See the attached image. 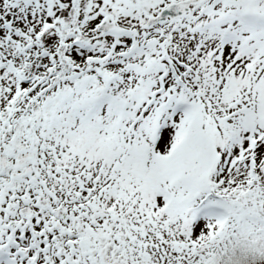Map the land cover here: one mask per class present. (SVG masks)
<instances>
[{
    "label": "snow or ice",
    "instance_id": "1",
    "mask_svg": "<svg viewBox=\"0 0 264 264\" xmlns=\"http://www.w3.org/2000/svg\"><path fill=\"white\" fill-rule=\"evenodd\" d=\"M0 264H264V0H0Z\"/></svg>",
    "mask_w": 264,
    "mask_h": 264
}]
</instances>
